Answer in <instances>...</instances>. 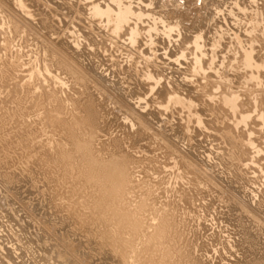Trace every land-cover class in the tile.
I'll use <instances>...</instances> for the list:
<instances>
[{
	"label": "rangeland",
	"instance_id": "1",
	"mask_svg": "<svg viewBox=\"0 0 264 264\" xmlns=\"http://www.w3.org/2000/svg\"><path fill=\"white\" fill-rule=\"evenodd\" d=\"M22 1H24V3L23 2L22 3L25 4L24 8L26 9L21 10L20 8L16 6L17 3L21 2V0H0V66L4 68L3 66L4 63L7 62V65L10 63L8 67L13 66L14 68H17L15 71L12 67L13 69L12 71L15 75L16 74L18 75V76L16 75L18 78L14 77V79L16 78L15 81L13 79H7L6 82H8L9 84L12 81L13 83V84L11 83L12 86L11 84L9 86L8 83L7 84L4 83L6 79L1 80L2 78L0 75V78H1L0 79L1 80L0 94L2 96V99L0 97V103L4 101L2 104L4 105L5 103L6 105L8 103L10 107V108L7 107V105L2 107L3 105L0 104L1 105L0 109L4 108L1 110L2 111L4 110L3 113L5 115L7 113L6 108L8 111L7 113L8 115H11L12 112H14L13 106L15 105L10 103L12 102L10 98L12 97L13 92L14 91L16 92V90H18L17 92H20L21 90L23 91L25 90L24 92L21 91L20 93L16 92V94L14 92V94L15 96L17 94L20 95V96L17 95L18 97L16 98H21V95L23 98L24 96L26 98L28 96L27 100L26 101L24 100L25 102L24 101L22 102V105H24L23 106L24 108L28 107L27 109H29V112L28 110L26 112V114L28 113L27 116L29 115V118L26 116H25L26 118H24L25 120L27 119L28 121L27 120L25 121L24 119H22L24 121H22L21 119L19 120L20 123L22 124L21 126L16 118L14 121V117H13V120L9 119L11 121H8V122L13 125L17 124L18 128L22 127L20 131L22 129L24 131L27 129L28 131V129L31 130L33 129V127L36 128V130H38V132L42 134L43 138L41 137L40 134H38L40 136L39 137L37 136V138L33 139L34 140L33 144L35 143L34 147L38 148L39 144H40V147H45V145L47 144L51 145L52 141L50 139H53L52 136H54L55 137L54 139L56 141H58L60 138L62 139V140L60 139L61 141L59 140L60 142L58 141L57 143L58 145H55L56 141H54L53 139L54 145L56 147L58 146L57 149L59 147H60L59 149L67 148V149L72 150V152H74L73 154H75L76 152H79V150L78 149L75 150L76 146H71L72 143L70 142V139L67 138L66 136L67 134L66 130L62 129L61 125L57 122L58 120L63 121L64 119L65 121L69 120L68 122H71L73 117L77 115V118L74 117L73 119L75 120V122L72 121L74 122L75 128H76L78 125L76 119L77 120L79 119L80 116L78 117V114H80V111L82 113L83 103L88 101L89 99L96 100L95 102L97 103V105H100V108L98 109V111L103 110L102 112H100V115H99L101 119L100 121L101 122L106 121V122H103L105 127L102 126L103 123L101 125L102 128L100 130L103 129V131H100L101 133L97 132V133H100L98 134V136L96 134L95 144H94V146L96 147V148L94 147L96 152H99L98 150L100 149L97 147H101L102 149L103 147H107V145L110 144L112 140L121 139V141L124 140V142H122V145L124 146V150H127L126 152L129 153L128 156L130 155V158L135 159V160L133 159L135 161L134 166L133 164H130L133 167L132 166L130 167V165L128 166V169L132 170V171L128 170L129 171L128 173L132 175V176L129 175V177H132L131 184H129L131 187L128 186V189L126 188V191L128 190L129 191L128 192L124 191L125 193L123 192V194L121 195V198L119 197L117 199H111L113 201L111 200L109 201L111 202L109 204L113 203L112 208L117 209L122 214L124 212L129 215L130 214L133 216L135 215V217L132 216L133 218H135V220L139 221L141 219L142 220L141 222L144 224V227L147 226L145 227L146 228L145 233H151V234L155 230H156V234L159 232L160 227H161V223L159 222V219L162 222L161 218H167L166 215L170 216V214L171 215L174 214V212H171V213L169 212V211H172L171 209H173V211L177 210L180 213V215L177 214L176 213L177 211H176L174 215L170 217L168 216V218H170L171 220V222H169L168 220V223L169 224L172 223L174 227L173 226L171 227L172 224L170 225L168 224L165 229V232L169 231L168 232L169 234H167L168 235L167 237L174 236V238L170 237L172 238V240L171 239L170 240L175 246L179 245L178 247L176 246V248L181 249L182 245L186 244L188 241H190V243L192 241V244L193 242L195 244L199 243L198 245L207 244L209 241L212 240V237L213 238L215 237L217 239L216 243H214L213 246H210V244L212 243L209 242L208 243L209 245H207V247L205 248V250H208L207 252L208 255L206 257V259L207 258L208 259L207 260L205 259L207 264H212L213 262L214 264H232L231 262H234V258L231 257V255L229 254L230 253L233 254V252H235L234 253L235 255L236 251L238 250L235 248V246L239 239V236H238L239 228L234 227L235 224L232 221H230L227 217L224 216L226 215L225 212L226 211L228 212V209H229L228 207H230L231 204H233L232 207L240 209V211L244 212V214L247 215V218H249L253 222H256L255 223L256 225L254 224L255 230L257 229V230L264 231V220H263L264 219L263 218L264 209L262 210V208L264 207V203H263L264 193H262L261 195V191L264 190V182H262L264 181V174H263L264 172L262 173L260 171L261 169L264 168V146H262L263 145L262 141L258 139L262 137V135L260 134L261 130L263 131L262 134L264 137V129H263L264 125H260V124H264V120H263L264 119L263 117L264 116V105H263L264 104L263 102L264 101V92H263L264 91V83H263L264 77H262V84L261 83L257 84L256 81H249L248 79L249 72L247 71V68L244 65V60H243L244 49L248 50L250 48H253L254 49L253 55L255 56V59L257 60L259 59L258 60L259 62L263 61L261 64H264V0H22ZM117 1L125 6L131 7V9L134 12L135 16L134 17L132 16L129 19L127 24L125 23L122 25L121 28H119V27L114 26V24H112L111 22L109 23L105 17H98V18L93 17L92 15L93 6L98 5L102 7L103 9H106L107 8L106 6L116 8L115 4ZM25 12H26V15H25ZM41 17L42 18L44 17L45 20L50 22L52 26L51 29L45 27V25L40 23ZM134 29H137L138 31H137L135 41L131 43L130 34L132 30ZM52 60H53V63L51 62ZM46 65H49L50 68L52 67V69H50L51 71L50 73L46 71L45 69ZM61 65H63V67ZM1 67H0V70L2 69ZM69 70L71 71V73L69 72ZM68 72H69V76H67ZM131 74L133 77H130ZM73 75L78 76L77 78H79L80 80H77L76 77H73ZM149 76L151 77L150 79H149ZM66 77H69L71 80L68 78L67 80H65ZM71 77H73V79ZM57 78H60V80ZM16 80H17V83H16ZM133 80L135 81L134 83H133ZM137 80L138 82H136ZM25 83H26V86L24 85ZM27 83L29 85H27ZM3 84H6L7 86ZM22 84H23V88H21ZM83 84L85 85L83 86ZM30 85L31 87H29ZM69 85L71 86L72 90L70 89ZM80 85H82L84 88ZM78 86L81 91L78 89ZM11 88L12 89L14 88L13 89L14 91L12 90V92L10 93L11 97H8L10 95L9 91H11L10 90ZM26 89L30 90L28 92H30V95L32 96L31 99H30L31 96L29 97L28 95L29 93L27 92ZM82 89L84 91H82ZM31 90H33L32 91L33 93L31 92ZM34 90L38 94L37 93L34 94L35 93ZM51 90L52 92L53 91L55 92L52 93ZM57 90L59 91V93ZM64 90L67 91L68 94ZM47 91H50V92H47ZM63 91L65 92V96H64ZM70 91H72L71 94H73L71 96L69 93ZM73 91L75 92L78 91L80 92V94L76 92L77 94L76 95L73 93ZM90 91L92 93H89ZM86 93H88L89 95L92 94L91 95L92 97L95 95L94 97L96 99L94 97L92 98L91 96L89 97L88 94ZM235 93L237 94V96H239L238 97L239 99L241 98V100H239L240 103H242V101L248 102V103L244 102L241 105L242 107L239 105L240 109H238V111L244 110L243 112H245L247 115L250 113L249 115L252 116L253 118V119L251 118L252 121L249 120L250 122H248L246 126L245 125L243 126L242 124H241L242 126L239 125L240 128L238 127L237 130L235 127H234L235 129L233 128V126L235 125L236 119L232 117L233 119L229 118L230 120H228V118H226L227 114H225V112H224L225 116L224 114L218 116V111L220 109H217L218 106L220 108L222 107V105H220L221 104L220 96L222 94L224 95L229 94L230 96H233ZM242 93H245V94H242ZM6 94H8V96ZM254 94H255V97H254ZM59 95L63 98L66 97L68 100V104H71V106L67 105V101H64L66 100V98L63 99ZM74 95H76V97ZM176 95H179L181 97L179 98V101L182 98H184L183 101L181 100L183 103L181 101H180L181 104L177 102L178 98L175 100ZM54 96L55 97L59 96L57 97L58 99L55 98L57 101L53 99ZM67 96H69L71 101L69 100ZM173 96H174V99H172ZM3 97L5 98L3 99ZM51 97L53 100H50ZM6 98L7 100H9V102L6 101ZM169 98L172 100L169 101ZM209 98H213V100ZM185 99H187V103H185L184 105ZM40 100H42V103H44L45 101H48V102L51 101L50 102L52 104L51 106H53V109L55 106V109L53 110L50 107V103L48 102L47 103L49 105L45 102V105H48V108L47 106L45 107V105L42 104ZM190 100H192L195 103V105H193L194 107L192 106V108L188 106V104L191 103ZM27 101H30V102L26 103ZM97 101L99 102V104ZM56 102H59V104H56ZM36 103H38V105ZM200 103L203 105H201ZM204 103H206L205 106L207 107L204 106ZM63 104L65 105L64 108L61 107ZM40 105L43 106L42 108L45 107L43 109L45 112H43ZM66 105L70 107H66ZM101 105L103 106L101 107ZM190 105H192V103ZM200 106H203V107H200ZM77 107H80L79 110L80 109L81 110L76 111L78 109ZM246 107L248 111H246L247 110L245 109ZM65 108H68V109L71 108V111L68 109L66 110ZM202 109H203V112L201 111ZM204 109L207 111L205 112ZM35 110H37L36 111L37 113L36 112L33 113ZM41 110L43 113H39L41 112ZM65 110L67 111L68 115L66 114ZM73 110L75 111V113ZM2 111L0 112L2 113ZM56 112L57 113L60 112L58 114L59 115L62 114L61 117ZM70 112H71V115H69ZM72 113L73 115L76 113L77 114L72 116ZM210 113H214L215 116H211ZM262 113H263V116H262ZM47 114L48 116H52V117L50 118L48 116L46 117ZM196 115L204 119L202 121L203 123L201 124L202 126H199L196 123V119L198 120L199 118V117L197 118ZM53 116L54 117L57 116V119L56 117L54 118ZM68 116H72V117L68 118ZM82 116L83 114L81 115V117ZM102 116L105 119L101 118ZM222 116H224L225 118L223 117L222 119ZM228 116L231 117L232 115H230L229 113ZM44 117L46 118L43 119ZM59 117L60 119H58ZM255 117L256 118L258 117V118L255 119ZM47 118L49 120L51 119L52 122L47 120ZM210 118L213 120L211 121ZM217 118L219 119L218 120L219 122L221 121L220 119H222L224 124L222 123V121H221V124L223 125L224 129L226 128V131L227 130L228 131L232 130V131H229V132L227 131L226 133H224L225 130L222 129L223 130V134H222L221 133L222 131L219 130L221 129V124L217 120H215L214 122V119H217ZM34 119H36V121ZM261 120L263 122H261ZM40 121L43 123L42 125L40 124L41 123ZM216 121L218 122L217 124H219L220 127L215 126L217 125ZM226 121H227V125H228V122L230 121L229 125L231 126L229 125L224 126L226 124ZM15 122H18L19 124ZM26 122H29L30 124L26 125ZM35 122L37 123V126ZM9 123H7L8 129H11V130L13 129V131L15 130L19 131V129L14 130V128L16 127H14L13 125H10ZM212 123L214 124V126H211ZM250 123H253V124H250ZM38 124L40 125V127L38 126ZM54 125H56V127H59L57 128L58 132L56 131V129H54L56 128ZM23 126L24 128L25 127L26 128L24 129ZM27 126L29 128H27ZM227 127L229 129H227ZM217 128H218V131L217 130L215 131V129ZM51 129L52 131H50ZM53 129L55 130V132L53 131ZM76 129L80 131L81 128H79L78 126ZM83 129L84 127L82 128L80 132L83 133L81 134V136L84 135L83 137H85V134H84L85 132H83L85 131V129L84 130ZM257 129L258 130L261 129V130L258 131ZM64 130L66 133L63 132ZM234 130H236V132ZM256 130L258 133L255 132ZM241 131L243 134L240 133ZM51 132H54L57 137L58 135H61L60 132L62 133V135L59 136V138H57L55 134ZM80 132H78V134H80ZM233 132H235V134L237 133V135L234 136ZM238 132L240 136L238 135ZM218 133L219 135L221 133L220 135L221 137L222 135H225V134L226 135L229 134L228 136L229 137L232 136L233 138L238 136L240 137L239 138L240 141L244 139L242 136H244L247 139L248 138L254 139V136H255L254 140L257 139L256 144H258L260 148L262 147V151H260V153H255L253 152L254 150L250 151V150L244 149L242 153L239 154L241 157H243V155L245 154L243 159L245 160L247 158L248 161L247 159L245 160L247 161V163L252 161L253 160L252 158H255L254 161L256 160V162H258V164H256V162H254V164L249 163L250 165H254L253 167H256L255 169H257V171L253 167L251 168L254 169L255 171L250 170V169L245 170L248 173L250 170L249 177L250 176L253 177V178L250 177L251 180H249V182L252 181V183H249L248 181H247L248 183H246V187L251 188L249 189L245 187L246 188L245 190H247L246 193H248L249 196L253 195L255 198L249 197L248 195H246V193L241 192V194H245L243 195V198H244L243 199L240 194V191L237 188H235L234 185L232 187V184L230 185L229 182L227 183L226 178L229 175L228 170H230V172L233 170L232 166L230 165L231 164L234 165V163H236V159L233 160V162L231 163V160L226 159L227 157L226 158L223 157L225 156L224 154L222 156L220 155L228 151L227 149L228 146H226L225 144L224 146H226L227 148L223 147L224 139H221L219 135L218 136L220 139H218L217 138ZM251 133L252 134L254 133V134L250 136ZM64 134L66 136L65 140H63ZM257 134L260 135V137L257 136ZM38 139L40 141H38ZM96 139H98L99 142H101L100 140L102 141L104 140L103 142L105 143L102 142L101 144H99L97 142L98 140ZM68 140H69V144L67 143ZM48 141H51V142L49 143ZM258 141H260V144ZM102 144H103V147L101 146ZM69 145H70V148H69ZM97 145H100V146H97ZM219 145L220 147H222V149L219 147ZM123 146H122V149H123ZM216 147L219 150L216 149ZM223 148L226 149V152H222V151H225ZM28 149L29 151H27ZM28 149H26L25 152L29 153L30 149L32 148H28ZM220 149H221V152H220ZM129 150L131 151V153ZM218 152L220 153L219 155H217ZM121 153L123 152L121 151ZM252 153L254 154L252 155ZM227 155L229 156V154ZM246 155L248 157H246ZM254 155L256 157H254ZM94 156H98V154L97 155L95 154ZM212 156H214L215 158ZM26 157L22 155V158H26ZM218 157L221 158L222 160H220ZM240 159L241 161H243L242 158ZM16 160H14V163L13 161L12 163L9 162L10 164H8L6 169L0 170V171H2V173L8 172V171L15 172L16 169L19 167L21 168V170H25L23 169V167L25 166H23L22 162L20 160L18 161V159ZM142 160L145 161V163ZM217 160H220V162H218L219 163L218 167L219 166L220 167L219 168L215 167L216 168L215 169L214 166H216ZM78 161L80 162L81 160H78ZM229 161H230V165H229ZM74 162H72L74 164L71 163V168L76 166V168L74 167L75 171H73V174L76 177L77 175L79 176L80 174L81 170H78L80 169L78 168V165L81 166V164H78L79 162L77 163L75 160ZM136 162L138 166H136ZM221 162H224V163L220 165ZM153 163L156 165L155 168L153 167L154 166ZM225 163L229 165L228 167H231L229 169L227 168L228 174H226L227 172L223 173V171H226L225 167H227ZM212 164H214V166H212ZM258 165H260L261 167L263 166V167L261 168ZM223 167L225 169H222ZM218 169L222 171L216 172V170ZM21 170H18L16 172H19ZM184 170H187V174L185 173L186 171ZM75 173H77V175ZM195 175L197 178L195 177ZM60 176L61 174L59 173H55V176H51V178H49V176L47 175L46 178L47 179L49 178L48 179L49 181L45 180L46 182H48V184L46 185H41V183L39 182V186H37L38 183H36V180L34 179L35 176H30V175L28 176L29 178L27 177L26 182L24 184L23 183L16 184V185L10 184V186L11 185L13 186V187L11 186L12 189L8 185L7 191L11 190L12 192H14L12 193L11 191H9V193L12 196L11 200L14 201L13 209L17 210V208H19L20 211L22 212V215L23 213H25L22 216V218L27 216L26 218H23V219L21 218L22 219L21 221L19 219L20 218L19 215H18V218L16 217V215H13L16 212L13 211L11 206H8L9 209L7 208V206L3 207L2 201H4V198L0 194V203H1L0 204V209H1L0 210V216H1L0 222L3 221L0 223L1 224L0 225V244L3 243L2 246L0 245L2 248L0 249V253L2 255L0 256V260H2V262L6 261L4 260L3 256H5L6 253H8V250L9 252H13V249L17 248V246L20 245L19 243L20 241L18 239L21 238L20 240H22V237H23V240L25 242L26 240H29L28 238L30 239L32 238L31 240H35L36 238L35 235L37 234V231L39 232V227H36V226L40 225L41 223L42 224L45 223L44 221L50 218V220L56 219V220H53L57 224L55 226L56 227L55 230L59 232L58 235L56 236V234H54L55 232L53 233L52 231L53 238L56 237V240L58 241L61 239L60 242L57 243L58 244L57 251L63 253L61 254L62 257H64L65 259L68 258L70 262L73 260L70 264H84V262L86 263L90 262L89 264H93V263L94 264H101V263L107 264L108 262H109L108 264L112 263V261L110 260H105L106 257L103 256V252L105 251L103 244L99 243L98 240H96L98 241V243L96 241H93L94 238L93 239L91 238L92 240L90 239L91 235L93 236L100 235L99 233L98 234L96 233V232H99V230L98 229L95 230V228H93L94 225H92V227L89 225V222H90L89 218H91L89 216L91 215L94 216L90 212L93 211V213H95L97 212V210L99 211L102 207V206L100 207L99 203L98 204L96 203L97 201H96V198H94L95 197L94 191H92V188H87V190L84 189L85 191H83V193H85V196H83L84 194L82 195V193L80 194L81 196L79 194L73 196L71 195V189L73 188L72 185L74 183L75 178L74 179L72 178L71 180V178H69L71 177V174L70 176L66 177L64 179L66 181L65 186L69 184L68 186H70L71 188L68 186H66L67 188H64L65 186H62L64 185L63 184L64 180L60 179ZM183 177H185V179H183ZM255 177H257V180ZM195 178L196 179L200 178V179L197 180L196 182ZM29 179H31V181H29ZM192 179H194L193 182H190L192 181ZM32 181H34L35 183L34 182L32 183ZM188 181L190 184H188ZM198 181H201L204 184L202 183V186H200L201 182H199L200 183L199 184ZM192 183H195V184L198 183L197 187L198 186L199 187L197 188L195 184H194L195 186H193ZM47 185L48 187L53 188V190L57 192H54L52 190L53 193L51 191V194H50L49 193L50 191L47 190L50 188L45 187ZM204 185H206L205 186L206 190L207 189L209 190L211 187L210 191L212 195H214L215 197L214 205H212L213 199H211V197L213 198V196L211 195L210 191L208 192V190L206 191V190L199 189L200 187L204 189ZM207 185L209 186L207 187ZM40 186L42 187L44 186L42 188L43 190L40 189ZM30 187H33V188H30ZM36 187H38V189ZM59 187H62L64 189L62 190V188L60 189ZM44 188H45V191H44ZM213 188L214 190L215 189L216 190L214 191ZM67 189H69L68 190L70 191L69 193ZM198 190H199V193L196 199V194ZM200 190H201V193L203 192L202 193L203 196H201L202 194L200 193ZM17 191H18V194H17ZM46 191H47V194L45 193ZM179 191L182 192V194H179L180 197L178 195ZM193 191L194 192L196 191V193H194ZM235 191H237L239 194ZM190 192H191V195H190ZM252 192L255 194H252ZM208 193L210 194L209 197L211 196L210 198H208ZM256 193L258 194L256 195ZM215 194L216 196H218L217 194H219L220 196L216 197ZM38 195H39V198H38ZM55 195L56 196L58 195L59 197H56ZM185 195H186V198L183 197ZM189 195L193 199L190 198ZM51 196H54L52 197L51 200L54 199L53 202L54 203L56 202L55 204L52 203L50 199H49L50 201L48 200L50 203H47L48 201L46 202V200L48 198H51ZM77 196H80V197L83 196L82 200L79 199L80 197H77ZM204 196H206L207 198ZM182 197L184 200L186 199L187 202L189 203L191 200V205L189 204L190 207H188V204H186L187 202L184 203L186 200L185 201L182 200L181 199ZM194 197L196 201H194ZM57 198H59L58 202H57L58 200ZM216 198L217 199L220 198L219 200L221 201V203L220 202L216 203V200H217ZM240 198L241 200H238ZM40 199L41 200L44 199L43 200L44 202L39 201ZM85 199H87L88 202ZM204 199H206L207 201L206 200L204 201ZM179 200L181 201L179 202ZM209 200H212V202L211 201L209 202ZM246 200L247 201L250 200L248 201V204H246L247 203ZM57 203L60 205V208L63 207L62 210H60L58 207L57 208L54 207L55 205L58 206ZM83 203L86 205L88 204L87 206L85 205L86 208L83 205ZM176 203L177 204L179 203V204L176 205ZM222 203H224V206H227V207H224ZM258 203H260L261 205ZM47 204H52V205L48 206ZM174 204L176 208L174 207ZM215 204L216 205L219 204L220 206L219 205L216 206ZM68 205L69 207H67ZM179 205L181 206L180 208H179ZM204 205L210 206L208 207L209 211L207 210V207H205ZM44 206L45 207L47 206V207L45 208ZM51 207L55 211L51 210ZM87 207H90L89 212H88L89 209ZM240 207L244 208L245 211ZM252 207L254 208L255 211L258 210L259 212L260 210V212L263 215H260L261 214L260 212L259 213H257V211L254 212ZM163 208H165L166 210H164ZM167 208L168 209L170 208V210H167ZM186 208H189V210L188 209L186 210ZM192 208L196 212H194ZM224 208L227 210H225ZM248 208L250 209L248 210ZM40 209H42L44 212H42V210ZM56 209H58V213L64 210L66 214H64L63 212L58 214L56 212L57 211ZM150 209H152V211L154 212L156 210L157 212H155V214L158 213V215H154V212L150 211ZM190 209L192 210L193 213L191 212ZM6 210L8 212H4ZM84 210H87L89 215L88 213L86 214ZM162 210L164 211V213H167V214H164ZM223 210H225V212ZM79 211H82V212H79ZM83 211L85 212V214L83 213ZM160 211L162 212V214H164L163 216L165 217L161 216L162 214L159 215ZM180 211L184 212L183 216L185 217V220H184V217L181 215L182 212ZM10 212L13 216L10 215ZM54 212H55L54 215L51 214ZM72 212L74 213V216ZM76 212H78L79 215L78 213L76 214ZM221 212L222 213L224 212L223 213L224 215H222ZM70 213L72 214V216H70L71 215ZM217 213L218 214L221 213L219 214L220 216ZM18 214H21V213H18ZM62 214L63 216L69 215L68 217H71V222L73 221L72 219L76 215H77L76 216L77 218L78 216L79 217L83 216L82 219L74 218L76 224L77 222L78 224L80 223V229H82L81 227L84 226V225H81V223L86 225L85 227H83L84 230H80V233L82 231L81 233L82 235L79 233L78 225H76L75 223L73 224L69 223L70 218H68L69 220L68 219L66 220V217H63ZM151 214H153L155 217ZM187 214H190V215H187ZM250 214L252 216H249ZM9 215H10V219L7 222L6 219L9 218ZM48 215H53V217L51 218V216H48ZM157 216H160L161 218L160 217L157 218ZM179 216H182V217H179ZM223 216L225 219H223ZM2 217L4 219H2ZM32 217H34L33 218L34 221H31ZM57 217L60 219V221L59 219H57ZM41 218L44 220L42 221ZM178 218L179 219L181 218V220H179ZM226 218L228 219L227 221H226ZM26 220L29 222L26 223ZM182 220L184 223L182 222ZM224 221H226L227 223ZM23 223L24 224L26 223L27 225H29V227H27L26 224L24 225ZM232 223H233V226L230 227ZM179 224H181V226ZM66 225H69V226H66ZM157 225H159V228ZM176 225H179L180 227L177 226L175 229ZM182 225H184L185 227ZM155 226L158 229L154 228ZM46 227H48V225ZM167 227H169L170 229L168 228L167 230ZM182 227L184 228L181 230ZM50 228L52 227L50 226ZM178 228H179V231H175V230H178ZM92 229H94L93 231L96 234L94 232H91V234L89 235L88 232L90 233ZM173 229H175L174 231L176 233H174ZM171 230L173 232H171ZM75 231L78 234H80V236ZM185 231L186 233L188 231V233H191V234L190 235L188 233L186 234ZM8 232H11V233H8ZM192 233H194L193 234L194 237H192ZM230 233L232 234L233 237L230 236L231 235ZM86 235H88L87 236L88 238H86ZM176 235L178 237H176ZM11 236L13 239L10 238ZM165 236H166V233H165ZM180 236H182V238H179ZM184 236H186L188 239H189V236H191L194 241L192 240L191 237H190V240H188L187 238H184ZM14 237H16L15 240H14ZM25 237L26 238L28 237V238L26 239ZM67 237H69L71 241L74 242V244L73 242H70V239L69 241L67 240L70 243V245L68 242H67L68 244H65ZM164 237L163 239L157 238L155 240V243H157L160 240L156 244L157 248L159 247L158 245H162L163 247V246H166V244L168 243L167 241L169 240V238L166 239V237L165 238ZM220 237H222L223 241H225L224 243L222 242V239ZM176 238L179 239V242L178 240L176 241ZM63 239L65 240V243H63L64 241H62ZM180 239H183L181 241L183 244L181 243V245H180ZM90 240L94 242L93 244H95V242L97 243L95 247L92 244L91 246L89 245ZM163 240L165 241L162 242ZM200 240L202 243L200 242ZM205 240L206 241L208 240V241L206 242ZM85 241H86V244H84ZM171 241L169 243H171ZM61 242L62 244L60 245ZM177 242L178 244H175ZM140 243L139 245L135 244L134 245L135 247L133 246L134 249L133 247L131 248L132 250L130 249L131 251H133V253H131L133 255L130 254L127 257L129 260L131 259V261L127 259L129 263L136 264V260L140 258L139 257L140 253L138 252L134 253L136 252L135 251L136 249H139ZM217 243L219 244L221 243L220 245L222 247H220V245H218ZM226 243L228 244V247H226L227 245ZM63 244L65 246L66 245L70 246V247L66 246L67 249H70L73 245V249L72 248L70 249V251L73 250V252L70 254L69 250L66 251V247ZM222 244L224 245L225 249H227L228 251L230 250V253L227 250L223 249ZM33 245H34L33 246L34 251L30 252V255L34 254L33 256H35V259L33 256L32 258L30 255L28 256L29 258L28 257L24 258L26 255L23 256L22 251H17L18 253L16 252V254H14L13 256H14V260L17 257H19V260L17 258L15 260L16 261L15 263L18 262L17 264L19 263L22 264L24 262L31 261L32 264L33 263L35 264L38 260L36 264L38 263L41 264L45 259L47 260V262L44 261L45 263L43 262L42 264H56L53 260H50L45 255H43V252H42L43 245H38L37 243ZM88 245H89V248H91L90 250L87 248ZM229 245L233 246L234 248L231 249L232 247H230ZM10 246L11 247L13 246L14 248H11ZM39 247H41V250L39 249ZM96 247L99 251L96 250ZM74 248L75 249L77 248L76 250L78 252L74 250ZM4 249L6 251H4ZM85 249H88V252L89 251L91 252L89 253L90 257L88 254L85 255V253H87L85 252L86 251ZM220 249H222L224 252H222ZM83 250H85L84 251L85 253L83 252ZM219 250L220 252L216 253V251H219ZM80 251H82V253L78 254L80 253ZM96 251L98 252L96 253ZM197 252L198 251H195L194 253L196 256H198ZM227 252L228 254H226ZM18 254L21 256H19ZM92 254H95V256L97 255L96 256L97 258L94 257ZM100 254L101 256H103V259L101 256H99ZM134 254H138V255H135V259H134ZM199 254H202V252ZM15 255H17V257ZM79 255L82 258L81 260L79 259L80 257ZM136 256L138 257V259H136ZM219 256L224 261L219 259ZM228 256L229 258H227ZM235 256L238 258L239 255L236 254ZM32 259H34L35 261ZM210 259H212L213 262H211ZM82 260L83 261L85 260V261L83 262ZM140 260L142 259H139L137 263H140ZM144 261L145 260L143 259V262L142 261L141 262L145 264L146 261L145 262ZM149 261L150 262H148V264L149 263L152 264V261L150 259ZM2 262L0 261V264ZM120 262L118 264H120Z\"/></svg>",
	"mask_w": 264,
	"mask_h": 264
},
{
	"label": "bare ground",
	"instance_id": "2",
	"mask_svg": "<svg viewBox=\"0 0 264 264\" xmlns=\"http://www.w3.org/2000/svg\"><path fill=\"white\" fill-rule=\"evenodd\" d=\"M24 3V1H22L21 0V2H19V3H17L16 4V6L18 7V8H20L21 10L22 9H26V8H24L25 6V4H23ZM116 6V8H112V7H109V6H106L107 8L106 9H103L102 7H100V6H93V10H92V15H93V17H95V18H98V17H105L106 18V20L110 23H112V24H114V26H116V27H119V28H121L122 27V25L123 24H127L128 23V21H129V19L133 16H135L134 15V12H133V10L131 9V7H128V6H125V5H123V4H121L120 2H116V4H115ZM238 6V5H237ZM27 7V6H26ZM115 9V10H114ZM23 13V12H22ZM25 15H26V12H25ZM31 17V16H30ZM40 23H42L43 25H45V27H47V28H50L51 29V24H50V22L49 21H47V20H45L44 19V17L42 18L41 17V19H40ZM166 27V26H165ZM137 29H134V30H132V32H131V34H130V41H131V43H133L134 41H135V38H136V35H137ZM165 37V36H164ZM253 48H250V49H244V52H243V60H244V65L246 66V68H247V71L249 72V74H248V79H249V81H256L257 82V84H259V83H261L262 84V77H264V64H261L262 62H259L257 59H255V56L253 55ZM261 59V58H260ZM261 61V60H260ZM52 63H53V60L51 61ZM55 62V61H54ZM51 64V63H50ZM49 64V65H50ZM63 64V63H62ZM10 65V63L7 65V62L6 63H4V68H2L1 66V70H0V75H1V80H5V82L4 83H8V82H6L7 81V79H13L14 81H15V79H14V77H17L14 73H13V69L16 71V69L17 68H14L13 66H10V67H8ZM49 65H46L45 66V69H46V71L48 72V73H50L51 71H50V69H52V67L50 68V66ZM54 65V64H53ZM62 67H63V65H61ZM65 66H66V64H65ZM12 67H13V69H12ZM54 67V66H53ZM56 67V66H55ZM10 68H11V70H10ZM54 69H56V68H54ZM59 70V69H58ZM14 71V72H15ZM53 71V70H52ZM57 71V70H56ZM63 71V70H62ZM69 72L71 73V71L69 70ZM69 72H68V74H67V76H69ZM260 72H261V74H260ZM262 73H263V75H262ZM64 74V73H63ZM60 76V75H59ZM64 76V75H63ZM73 77H76V79L77 80H80L79 78H77L78 76H74L73 75ZM73 77H71L72 79H73ZM130 77H133L132 76V74H131V76ZM18 78V77H17ZM67 78L68 79H70L69 77H66V79L65 80H67ZM151 77L149 76V79H150ZM57 79H59L60 80V78H57ZM63 79V80H64ZM75 79V78H74ZM75 79V80H76ZM153 79V78H152ZM264 79V78H263ZM1 80H0V82H1ZM71 80V79H70ZM134 80H135V78H134ZM133 80V83L135 82ZM13 81V82H14ZM72 82H73V80H72ZM136 82H138V80L136 81ZM12 83V81L10 82V84ZM16 83H17V80H16ZM68 83H69V81H68ZM81 83V82H80ZM264 83V82H263ZM6 84H3V85H5V86H7ZM10 84L8 83V85L10 86ZM13 84V83H12ZM12 84H11V86H12ZM17 85V84H16ZM25 86H26V83L24 84ZM27 85H29L28 83H27ZM78 85H79V83H78ZM85 84H83V86H84ZM140 85V84H139ZM138 85V86H139ZM256 85V84H255ZM9 86H8V88H9ZM22 87L21 88H23V84L21 85ZM70 86V85H69ZM77 86V85H76ZM80 86H82V85H80ZM82 86V87H83ZM29 87H31V85L29 86ZM81 87V88H82ZM15 88H16V86H15ZM26 88V87H25ZM28 88V87H27ZM75 88H77V87H75ZM84 88V87H83ZM14 89V88H13ZM12 88L10 89L11 91H9V94L12 92V90H13ZM17 89H19V88H17ZM32 89V88H31ZM70 89H71V86H70ZM78 89L80 90V88H79V86H78ZM16 90V89H15ZM27 90V92L28 91H30V90H28V89H26ZM72 90V89H71ZM88 90V89H87ZM14 91V90H13ZM18 90H16V92H17ZM22 92H24L23 90H21ZM20 91V92H21ZM33 90H31V92H32ZM58 91V90H57ZM65 91V90H64ZM63 91V92H64ZM69 91V90H68ZM81 91V90H80ZM82 91H84L83 89H82ZM263 91V90H262ZM15 92V91H14ZM14 92H13V95H12V97L13 96H15V94H16V92H15V94H14ZM20 92H17V93H20ZM34 92H35V90H34ZM47 92H50V91H47ZM47 92H46V94H47ZM51 92H52V90H51ZM53 92H55V91H53ZM52 92V93H53ZM65 92H67V91H65ZM65 92H64V96H65ZM76 92H78V91H76ZM76 92L75 91H73V93L74 94H76ZM241 92V91H240ZM264 92V91H263ZM7 93V92H6ZM29 94V97L31 96L30 95V92H28ZM33 93V92H32ZM37 92H35L34 94H36ZM58 93H59V91H58ZM61 93V92H60ZM70 93V96L71 95H73V94H71L72 93V91H70L69 92ZM89 93H92L91 91L89 92ZM162 93V92H161ZM239 93V92H238ZM247 93V92H246ZM253 93V92H252ZM259 93H261V92H259ZM23 94V93H22ZM38 94V93H37ZM41 94V93H40ZM56 94H57V92H56ZM67 94H68V92H67ZM78 94H80V92H78ZM86 94H88V93H86ZM85 94V95H86ZM242 94H245V93H242ZM3 95V94H2ZM7 96H8V94H6ZM18 96H20L19 94H17ZM15 96V97H11V94L8 96V97H11L10 99H11V101L12 102H10V103H12L13 105H15V106H13L14 108V112H12V110H11V112H12V114H11V112H10V114L11 115H8L7 113H8V111H7V108H6V115L3 113V111L1 110V109H4V108H1L0 109V111H2V116H1V114H0V170H5L6 169V167L8 166V164H10V163H12V161H13V163H14V160H16V159H18V161L20 160L21 162H22V164H23V166H25V167H23V169H25V170H21V168L19 167V168H17L16 169V171H18V170H21V171H19V172H12V171H8V172H3L2 173V171H0V194L3 196V198H4V201H2L3 202V207L5 206H7V208H8V206H11L12 207V209H13V207H14V201L13 200H11V194L9 193V191H11V190H9V191H7V187H8V185L10 186V184H20V183H25L26 182V179H27V177L30 175V176H35L34 177V179L36 180V183H38L37 184V186H39V182L41 183V185H46V184H48V182H46L49 178H51V176H55V173H59V174H61V176H60V179H65L66 177H68V176H70V174H71V177H69V178H71V180H72V178L74 179V183H73V188L71 189V195H73V196H75V195H80L81 193H82V195L83 196H85V193H83V191H85V190H87V188H92V191H94V195H95V197L94 198H96V203L98 204L99 203V205H100V207H101V209L98 211L97 210V212H95V213H93V211L92 212H90V213H92L94 216H89V217H91V218H89V225L92 227V225H94L93 226V228H95V230H99V232H96L97 234L99 233L100 235L99 236H93V235H91V237H90V239L92 238H94V240L93 241H96V240H98L99 241V243H102L103 244V247L105 248V251L103 252V256L104 257H106V259L105 260H110V261H112V263L111 264H118L120 261V264H134V263H129L128 261H127V257L131 254V253H133V251H131L132 249V247L135 245V244H138L139 245V243H140V246H139V249H136L135 251L136 252H134V253H140V258L139 259H142V260H140V263L141 264H143L142 262H143V259L146 261V263L145 264H148V262H150L149 261V259L152 261V264H207V262H206V260L208 259H206V257H207V252H208V250H205V248L207 247V245H209L208 243L209 242H211L212 244H210V246H213V244L214 243H216V238L214 237H212V240L211 241H209L207 244H200V245H198V244H195L194 242H193V244H195V245H193L192 244V241H191V243H190V241H188L186 244H183L181 241L183 240V239H180V245H181V243L183 244L182 245V247H181V249H178V248H176V246L172 243V238H174V236H170V237H172V238H170V237H167L168 235L167 234H169L168 232L169 231H167L168 230V228L170 227H167V232H165V229H166V226L169 224L168 223V220H169V222H171V220H170V218H168V216L169 215H166L167 216V218H161L160 216H157V218L158 217H160L161 219H162V222L160 221V219H159V222L161 223V227H160V230H159V232L156 234V230L154 231L155 232V234H154V232L151 234V233H145V231H146V228L145 227H147V226H145L144 227V224L141 222L142 220L140 219V218H138V219H140L139 221H137V220H135V218H133V217H135V215L133 216V215H129V214H126V213H124L123 212V214L121 213V212H119L117 209H113L112 208V204H109V203H111V202H109L111 199H117V198H121V195L123 194V192L124 191H126V188L128 189V186H130L129 184H131V179H132V177H129V175H131V174H129L128 172V170H130V171H132L131 169H128V166L130 165V164H133V166H134V164H135V159L134 158H130V155L128 156V154L129 153H127L126 151L127 150H124V146L122 145V142H124V140L123 141H121V139L119 140H117V139H114V140H112L111 142H110V144H108L107 145V147H103V144L101 145L103 148L101 149V147H97V148H100L98 151L99 152H96V150H95V146H94V144H95V138H96V134H97V136H98V134H100L101 132L100 131H103V129L102 130H100L102 127H101V125H102V123L103 122H106V121H100L101 119H100V112H102L103 110H101V111H98V109L100 108V105H97V103L95 102L96 100H88V101H86V102H84L83 103V105H82V107H83V110H82V113H81V109L79 110V108L81 107L80 105V107H77L78 109L76 110V109H74V110H76V111H80V114H78V117L80 116L81 117V115L83 114V116L80 118L79 117V119L77 120L76 118H77V113L76 114H74V115H76V116H74L73 115V113H72V116H74V117H76L75 119H76V121H77V123H78V125H77V127L79 126V128H81L80 129V131L82 130V128L84 127V129H85V131H83V132H85L84 134H85V137H83L84 135H82L81 136V134H83L82 132H80V131H78L76 128H75V124H74V122H75V120H73L74 119V117H73V119H72V121H74V122H68L67 120L65 121V119L63 120V121H59L58 120V122L57 123H59L60 125H61V127H62V129H65L66 130V132H67V134H66V136H67V138H69L70 139V142L72 143V145L71 146H76L75 148V150H79V152H76L75 154H73L74 152H72V150H70V149H67V148H64V146L66 145H64L63 146V148L64 149H57V147L55 146V145H58L57 143H58V141L61 139H59L58 141H56L54 138V136H52L53 137V139H54V141H56V144L54 145V141H53V139H50L51 141H52V143H51V145H49V144H47V145H45V147H40V144H39V147L37 148V147H34L35 145V143L33 144V139L34 138H37V136L39 137L40 135H41V137L43 138V136H42V134H40V132H38V130H36V128H34L33 127V129H31V130H29L28 129V131H27V129L24 131L23 129L20 131V129L22 128H18V125L17 124H10L8 121H11V120H9V119H12L13 120V117H14V121H15V118L18 120V122L20 123V119L22 120V119H24V118H26V117H28L29 118V115L27 116V114H26V112H27V110H28V112H29V109H27V108H24L23 106L24 105H22V102L25 100H27V98H28V96H27V94H26V96H27V98L24 96V98L22 97V95H21V98H16V97H18V96ZM24 95H25V93H24ZM43 95V94H42ZM54 95V94H53ZM77 95V94H76ZM76 95H74L75 97H76ZM92 95V94H91ZM91 95H89L88 94V96L90 97ZM94 95V94H93ZM232 95V94H231ZM261 95V94H260ZM4 96V95H3ZM6 96V97H7ZM41 96V95H40ZM39 96V97H40ZM60 96V95H59ZM59 96H54L53 97V99H58L57 97H59ZM84 96V95H83ZM88 96H86V97H88ZM95 96V95H94ZM93 96V97H94ZM179 95H176V98H175V100L178 98V101L177 102H179L180 104H181V102L183 101V99L184 98H182L180 101H179V98H181L180 96L178 97ZM246 96V95H245ZM244 96V97H245ZM0 97H1V99H2V96H1V94H0ZM36 97V96H35ZM34 97V98H35ZM38 97V98H39ZM45 97V96H44ZM43 97V98H44ZM61 97V96H60ZM68 98H69V96H67ZM82 97V96H81ZM85 97V98H86ZM92 97V96H91ZM92 97V98H93ZM239 96H237V94L235 93L233 96H230L229 94H222L221 96H220V105H222V107L220 108L219 106H218V108L217 109H220L219 111H218V116H220V115H222V114H224V112H225V114H227L226 115V118H228V120H230V119H233L232 117H234V119H236V121H235V125L233 126V128L235 127L236 128V130H237V128L239 127V125L240 126H246L247 125V123L248 122H250L249 120H251V118H252V116H250L249 114L247 115L245 112H243L242 110L241 111H238V109H240L239 108V105L241 106L244 102H246V101H242V103H240V101L239 100H241V98L239 99L238 98ZM241 97V96H240ZM248 97V96H247ZM254 97H255V94H254ZM259 97V96H258ZM5 97H3V99H4ZM26 98V99H25ZM32 98V96L30 97V99ZM61 98H63V97H61ZM66 98V97H65ZM65 98H63V99H65ZM83 98V97H82ZM81 98V99H82ZM95 98V97H94ZM246 98V97H245ZM253 98V97H252ZM40 99V98H39ZM47 99V98H46ZM52 99V97H51V99L50 100H53ZM55 99V100H56ZM88 99V98H87ZM86 99V100H87ZM96 99V98H95ZM172 99H174V96H173V98ZM172 99H170L169 98V101L170 100H172ZM209 99H211V100H213V98H209ZM257 99H259V98H257ZM36 100V99H35ZM43 100V99H42ZM42 100H40L41 101V103H42ZM49 100V99H48ZM60 100V99H59ZM69 100H70V98H69ZM84 100V99H83ZM140 100H142V99H140ZM174 100V101H175ZM248 100V99H247ZM6 101H8L9 102V100H7V98H6ZM5 101V102H6ZM24 101V102H25ZM32 101V100H31ZM34 101V100H33ZM57 101V100H56ZM61 101V100H60ZM64 101H67V105H70L71 106V104H68V100H67V98H66V100H64ZM71 101V100H70ZM144 101V100H143ZM191 101V103H192V105H190V104H188V106L189 107H191L192 108V106L193 105H195V103L192 101V100H190ZM189 101V102H190ZM249 101V100H248ZM257 101V100H256ZM255 101V102H256ZM262 101V100H261ZM4 102V101H3ZM2 102V103H3ZM30 101H27L26 103H29ZM46 103L48 102V101H45ZM45 102L44 103H42V104H44L45 105ZM51 102V101H50ZM50 102H48V103H50ZM63 102V101H62ZM62 102H61V104H62ZM98 102V101H97ZM102 102V101H101ZM176 102V101H175ZM188 102V103H189ZM264 102V101H263ZM2 103H0V104H2ZM9 103V104H10ZM34 103V102H33ZM40 103V102H39ZM47 103V104H48ZM80 103V102H79ZM174 103V102H173ZM183 103V102H182ZM185 103H187V99H185V102H184V105H185ZM211 103V102H210ZM246 103H248V102H246ZM252 103V102H251ZM11 104V105H12ZM24 104V103H23ZM37 105H38V103H36ZM56 104H59V102H56ZM65 104V103H64ZM62 105L61 107H63L64 108V106L65 105ZM78 104V103H77ZM98 104H99V102H98ZM104 104V103H103ZM170 104V103H169ZM201 104V103H200ZM205 104L206 103H204V106H205ZM250 104V103H249ZM249 104H247V105H249ZM257 104H258V102H257ZM3 105V104H2ZM7 105V107H9V105H8V103L6 104ZM5 105V103H4V105L2 106V107H4V106H6ZM10 105V106H11ZM29 105V104H28ZM34 105V104H33ZM49 105V104H48ZM48 105H45V107L47 106V108H48ZM52 104L50 103V107L53 109V106H51ZM54 105H55V103H54ZM66 105V107H70V106H67ZM171 105V104H170ZM201 105H203V104H201ZM219 105V104H218ZM254 105V104H253ZM256 105V104H255ZM264 105V104H263ZM27 106V105H26ZM25 106V107H26ZM41 106V105H40ZM39 106V107H40ZM103 105H101V107H102ZM161 106V105H160ZM199 106V105H198ZM251 106V105H250ZM0 107H1V105H0ZM34 107V106H33ZM43 106H41V108H42ZM44 107V108H45ZM59 107V106H58ZM194 107V106H193ZM196 107V106H195ZM200 107H203V106H200ZM205 107H207V106H205ZM204 107V108H205ZM242 107V106H241ZM255 107V106H254ZM253 107V108H254ZM10 108V107H9ZM36 108V107H35ZM44 108H42V110L44 109ZM248 108H250V107H248ZM263 108V107H262ZM11 109H12V107H11ZM32 109V108H31ZM38 109V108H37ZM54 109H55V106H54ZM53 109V110H54ZM58 109V108H57ZM57 109H56V111H57ZM66 110L68 109V108H65ZM104 109V108H103ZM199 109V108H198ZM215 109H216V107H215ZM217 109H216V111H217ZM245 109H247V107L245 108ZM255 109V108H254ZM33 110V109H32ZM32 110H31V112H32ZM42 110H41V112H39V113H43V112H45L44 110H43V112H42ZM60 110V109H59ZM58 110V111H59ZM61 110H63V109H61ZM65 110V112H66V114H67V111ZM68 110H70L71 111V108H69ZM73 110V111H74ZM37 110H35L33 113H35ZM39 111V110H38ZM72 111V112H73ZM202 112H203V109L201 110ZM204 111L206 112L207 110H205L204 109ZM246 111H248V109L246 110ZM250 111V110H249ZM253 111V110H252ZM258 111V110H257ZM64 112V111H63ZM69 112V111H68ZM105 112V111H104ZM209 112V111H208ZM223 112V113H222ZM37 113V112H36ZM57 113V112H56ZM58 113H60V112H58ZM57 113V114H58ZM74 113H75V111H74ZM79 113V112H78ZM109 113V112H108ZM214 113H215V111H214ZM214 113H210V115L211 116H215V114ZM217 113V112H216ZM229 113H230V115H232L231 117H229L228 115H229ZM248 113V112H247ZM252 113V112H251ZM259 113V112H258ZM45 114V113H44ZM55 114V113H54ZM53 114V115H54ZM65 114V113H64ZM195 114H196V112H195ZM194 114V115H195ZM198 114V113H197ZM207 114V113H206ZM213 114V115H212ZM225 114H224V116H225ZM35 115V114H34ZM59 115V114H58ZM62 115V114H61ZM61 115H59L60 117H61ZM68 115V114H67ZM67 115H65V116H67ZM69 115H71V112H70V114ZM193 115V116H194ZM26 116V117H25ZM30 116H31V114H30ZM33 116V115H32ZM40 116H42V115H40ZM48 116V114L46 115V117ZM72 116H68V118L69 117H72ZM197 116V118H198V120L196 119V123L199 125V126H202L201 124L203 123L202 121L204 120V119H202L200 116H198V115H196ZM207 116V115H206ZM224 116H222V119H223V117ZM260 116H261V114H260ZM262 116H263V113H262ZM34 117V116H33ZM46 117H44L43 119H45ZM49 118L50 117H52V116H48ZM54 117V116H53ZM56 117V119H57V116H55ZM54 117V118H55ZM60 117L58 118V119H60ZM254 117V116H253ZM264 117V116H263ZM31 118V117H30ZM53 118V119H54ZM65 118V117H64ZM101 118H103V116L101 117ZM196 118V117H195ZM215 118V117H214ZM225 118V117H224ZM230 118V119H229ZM258 118V117H257ZM256 117H255V119H257ZM103 119H105V118H103ZM205 119H206V117H205ZM209 119V118H208ZM222 119H220L221 121H222ZM253 119V118H252ZM16 120V121H17ZM25 120V119H24ZM24 120H22V121H24ZM27 120V119H26ZM25 120V121H26ZM30 120V119H29ZM35 121H36V119H34ZM38 120V119H37ZM40 120H41V118H40ZM47 120H49L48 118H47ZM55 120V119H54ZM71 120V119H70ZM113 120V119H112ZM115 120V119H114ZM210 120L212 121L213 119H211L210 118ZM215 120H219L218 118L217 119H214V122H215ZM227 120V121H228ZM264 120V119H263ZM28 121V120H27ZM33 121V120H32ZM39 121V120H38ZM37 121V122H38ZM50 122H52V120L50 119L49 120ZM216 121V124L219 122H217ZM221 121L219 122L220 124H221ZM225 121V120H224ZM227 121H226V124L224 125V126H228L229 125V122H228V125H227ZM252 121V120H251ZM18 122H15V123H18ZM29 122H31V121H29ZM29 122H26V125H29L30 123ZM41 122V121H40ZM39 122V123H40ZM115 122V121H114ZM257 122V121H256ZM261 122H263L262 120H261ZM7 123H9L10 125H13L14 127H16V128H14V130L15 129H19V131H13V129L11 130V129H8L7 128ZM18 123V124H19ZM25 123V122H24ZM28 123V124H27ZM36 123V122H35ZM112 123H113V121H112ZM111 123V124H112ZM205 123V122H204ZM222 123H223V121H222ZM41 125L43 124L42 122L40 123ZM46 124V123H45ZM213 124V123H212ZM211 124V126H214V124L212 125ZM224 124V123H223ZM231 124V123H230ZM242 124V125H241ZM250 124H253V123H250ZM22 124L20 123V126H21ZM23 125H25V124H23ZM32 125V124H31ZM35 125V124H34ZM204 125V124H203ZM208 125H210V124H208ZM255 125H256V123H255ZM260 125H264V124H260ZM12 126V127H13ZM36 126H37V123H36ZM38 126L40 127V125L38 124ZM49 126V125H48ZM55 127H56V125H54ZM81 126V127H80ZM102 126H104V123H103V125ZM215 126H219V124H217V125H215ZM229 126H231V125H229ZM32 127V126H31ZM30 127V128H31ZM105 127V126H104ZM220 127V126H219ZM218 127V128H219ZM248 127H249V125H248ZM253 127V126H252ZM6 128H7V130H6ZM23 128H24V126H23ZM26 128V127H25ZM24 128V129H25ZM27 128H29L28 126H27ZM54 128V127H53ZM57 128H59V127H56V128H54V129H56V131L58 132V129ZM203 128V127H202ZM218 128L217 129H215V131L217 130L218 131ZM231 128V127H230ZM232 128V129H233ZM234 128V129H235ZM240 128V127H239ZM53 129V131L55 132V130ZM83 129V130H84ZM198 129V128H197ZM209 129H211V128H209ZM222 129H224L223 128V125L221 124V129H219L220 131H222L221 133L223 134V130ZM227 129H229L228 127H227ZM243 129V128H242ZM250 129H252V128H250ZM263 129H264V127H263ZM65 130L63 131L64 133H66L65 132ZM110 130V129H109ZM225 131H224V133H226L227 131H226V128L224 129ZM236 130H234L235 132H236ZM239 130V129H238ZM241 130V129H240ZM254 130V129H253ZM258 130V129H257ZM257 130L255 131V132H257ZM261 130V129H260ZM260 130H258V131H260ZM50 131H52V129L50 130ZM59 131H61V130H59ZM219 131V132H220ZM229 131H232V130H229ZM228 131V132H229ZM246 131V130H245ZM54 132H51V133H53V134H55ZM56 132V133H57ZM78 132H80V134H78ZM97 132H100V133H97ZM106 132V131H105ZM107 132H109V131H107ZM235 132H233V134H234V136H236L237 135V133L235 134ZM251 132H253V131H251ZM262 130H261V132H260V134L262 135V137H260V135H258L257 134V136H259L260 138H258L259 140H261L262 141V146H264V137H263V134H262ZM221 133H220V135H221ZM241 134H243L242 133V131L240 132ZM249 133V132H248ZM258 133V132H257ZM38 134H40V135H38ZM52 134V135H53ZM60 134L62 135V133L60 132ZM254 134V133H253ZM252 133H251V135L250 136H252L253 135ZM61 135H58V137L56 136V134H55V136L57 137V138H59V136H61ZM104 135V134H103ZM219 135V133L217 134V136ZM219 135V136H220ZM229 134H225V135H222V137L220 136V138L221 139H224L223 140V147L224 148H227L226 146H228V153L226 152V149H224L225 151H222V152H226V153H222V154H220L219 152H218V154L217 155H225V156H223L224 158H226V159H228V160H231V163L233 162V160H235L236 159V163H234V165H230V161H229V165L230 166H232V171L230 172V170H228L229 168H231V167H228L229 165H227L226 163V165H227V167H225L226 168V171H223V173H225V172H227V170H228V172H229V175L227 176V178H226V180H227V183L229 182L230 183V185L232 184V187H233V185H234V187L235 188H237L239 191H240V194H241V192L242 193H246L247 192V190H245L246 188H249V187H246V183H248L249 182V180H251L250 179V177H249V174H250V170H254L256 167H253L254 165H250V164H254V162H256V160L254 161V159L255 158H252L251 160L252 161H250L249 163H247V161H248V159L246 158V157H248L247 155H246V159H247V161H245L244 159H243V157H244V155H243V157H241L239 154H241L242 153V151L244 150V149H247V150H254L253 152H255V153H260V151H262V147L260 148V146L258 145V144H256V140H254L255 139V136H254V139H251V138H245L244 136H242L243 138H241V139H243L242 141H240V137H235V138H233L232 136H228ZM238 135H239V132H238ZM247 135V134H246ZM65 134H64V139L63 140H65ZM138 136V135H137ZM216 136V137H217ZM219 136L217 137L218 139H220L219 138ZM228 136V137H227ZM240 136V135H239ZM103 137V136H102ZM139 137H140V135H139ZM100 138V137H99ZM98 138V139H99ZM39 139H41V138H39ZM38 139V141H40ZM98 139H96V140H98ZM129 139V138H128ZM215 139V138H214ZM48 140V139H47ZM62 140V139H61ZM60 140V141H61ZM37 141V142H38ZM51 141H48L49 143L51 142ZM59 141V142H60ZM101 142H99V140L97 141L99 144H101L103 141L102 140H100ZM137 141V140H136ZM219 141V140H218ZM46 142V141H45ZM130 142H131V140H130ZM259 142V144H260V141H258ZM47 143V142H46ZM64 143H65V141H64ZM67 143L69 144V140L67 141ZM97 143V144H98ZM103 143H105V142H103ZM219 143V142H218ZM33 144V145H32ZM42 144V143H41ZM53 144V145H52ZM59 144H61V143H59ZM67 144V145H68ZM137 144H139V143H137ZM226 144V146H224ZM70 145H69V148H70ZM135 145H136V143H135ZM97 146H100V145H97ZM122 146H123V149H122ZM129 146H130V144H129ZM56 147V148H55ZM95 147V148H94ZM219 147H220V145H219ZM28 148H32V149H30V152L28 153V152H25V150L26 149H28ZM221 149H222V147H220ZM72 149V148H71ZM126 149H128V148H126ZM216 149H218L217 147H216ZM221 149H220V152H221ZM39 150H41V151H39ZM219 150V149H218ZM27 151H29V149L27 150ZM74 151V150H73ZM121 151L123 152V153H121ZM130 151V150H129ZM128 151V152H129ZM249 151V152H250ZM248 152V151H247ZM130 153H131V151H130ZM97 155L98 154V156H94V155ZM102 154V155H101ZM105 154V155H104ZM227 154H229V156L227 155ZM254 153H252V155H253ZM22 155H24L25 157H26V155H27V157L26 158H22ZM211 155H212V153H211ZM215 155V154H214ZM183 156V155H182ZM263 156V155H262ZM133 157V156H132ZM185 157V156H184ZM212 157H214V156H212ZM222 157V158H223ZM254 157H256L255 155H254ZM22 158V159H21ZM186 158V157H185ZM215 158V157H214ZM217 158V157H216ZM219 158V157H218ZM240 158H242L243 159V161H241V159ZM258 158V157H257ZM14 159V160H13ZM25 159V160H24ZM134 159V160H133ZM211 159V158H210ZM210 159H209V161H210ZM220 160H222L221 158H219ZM74 160L78 163L79 161L78 160H81L78 164H81V166L80 165H78V168H80V169H78V170H81L80 171V174H79V176L77 175V173H75L77 176V178L75 177V175L73 174V171H75L74 170V167L76 168V166H74V167H72L71 168V163L72 162H74ZM213 160V159H212ZM216 160V159H215ZM220 160H217V162H216V166H214V164H212V166H214V168L216 167H218V162H220ZM258 160V159H257ZM17 161V160H16ZM132 161H134V162H132ZM139 161V160H138ZM143 161V160H142ZM214 161V160H213ZM224 161V160H223ZM226 161V160H225ZM10 162V163H9ZM21 162H20V164H21ZM144 163H145V161H143ZM75 163V162H74ZM74 163H72V164H74ZM222 163H224V162H221L220 163V165L222 164ZM247 163V164H246ZM19 164V163H18ZM138 164H139V162H138ZM151 164V163H150ZM154 164V163H153ZM211 164V163H210ZM256 164H258V162H256ZM13 165V164H12ZM262 165V164H261ZM132 165H130V167H131ZM132 166V167H133ZM136 166H138L137 165V162H136ZM136 166H135V168H136ZM140 166V165H139ZM149 166V165H148ZM155 164H154V168H155ZM158 166V165H157ZM256 166V165H255ZM258 166H260V165H258ZM16 167V166H15ZM14 167V168H15ZM151 167V166H150ZM211 167V166H210ZM220 167V166H219ZM218 167V168H219ZM222 167V166H221ZM222 168V169H225V168ZM251 167H253L254 169H252ZM261 167V166H260ZM263 167V166H262ZM261 167V168H262ZM13 168V167H12ZM215 168V169H216ZM228 168V169H227ZM260 168V169H261ZM144 169V168H143ZM157 169V168H156ZM214 169V170H215ZM248 170V169H250L249 170V173L247 172V171H245V170ZM133 170H134V168H133ZM256 171H257V169H255ZM254 170V171H255ZM157 171V170H156ZM184 171H186L185 173L187 174V170H184ZM217 171H220L219 169L218 170H216V172ZM222 171V170H221ZM220 171V172H221ZM262 173L264 172V168L263 169H261L260 170ZM228 172L226 173V174H228ZM247 172V173H246ZM260 172V173H261ZM2 173V174H1ZM189 173V172H188ZM222 173V174H223ZM259 173V174H260ZM134 174V173H133ZM220 174V173H219ZM264 174V173H263ZM47 175L49 176V178L47 179L46 177H47ZM194 175V174H193ZM200 175V174H199ZM252 175V174H251ZM254 175V174H253ZM74 176V177H73ZM132 176V175H131ZM221 176H223V175H221ZM226 176V175H225ZM256 176V175H255ZM262 176V175H261ZM261 176H259V177H261ZM56 177H57V175H56ZM195 177H196V175H195ZM29 178V177H28ZM192 178V177H191ZM197 178V177H196ZM195 178V179H196ZM203 178V177H202ZM202 178H201V180H202ZM224 178V179H225ZM251 178H253V177H251ZM256 178V180H257V177H255ZM263 178V177H262ZM41 179H43V180H41ZM57 179V178H56ZM183 179H185V177H183ZM188 179V178H187ZM200 178H198V179H196V182H197V180H199ZM46 180V181H45ZM70 180V181H71ZM190 180V179H189ZM193 180L194 179H192V181H190V182H193ZM205 180V179H204ZM253 180V179H252ZM259 180V179H258ZM29 181H31V179H29ZM49 181V180H48ZM69 181V180H68ZM248 181V182H247ZM262 181V180H261ZM34 181H32V183H33ZM46 182V183H45ZM65 180H64V185H62V186H65ZM73 182V181H72ZM71 182V183H72ZM195 182V181H194ZM199 182H201V181H198V183ZM262 182H264V181H262ZM30 183V182H29ZM31 183V184H32ZM35 183V182H34ZM71 183H70V185H71ZM133 183V182H132ZM197 183V184H198ZM202 183L203 182H201V185L200 186H202ZM249 183H252V181L251 182H249ZM27 184V183H26ZM60 184V183H59ZM62 184V183H61ZM188 184H190L189 183V181H188ZM193 184V186H195L196 185V187H197V184H195V183H192ZM195 184V185H194ZM200 184V183H199ZM204 184V183H203ZM206 184H208V183H206ZM219 184V183H218ZM69 185V184H68ZM68 185H66V186H68ZM186 185V184H185ZM184 185V186H185ZM260 185V184H259ZM12 186V185H11ZM10 186V187H11ZM19 186V185H18ZM27 186V185H26ZM33 186H34V184H33ZM64 187V188H67V187ZM191 186V185H190ZM190 186H189V188H190ZM192 186V187H193ZM206 185H204V189L203 188H199V189H202V190H206L205 187ZM209 185H207V187H208ZM210 186H211V184H210ZM254 186V185H253ZM13 187V186H12ZM12 187H11V189H12ZM44 187V186H43ZM42 186H40V189H42L43 188ZM46 188H50V187H48V185L47 186H45ZM68 187H70V186H68ZM131 187V186H130ZM183 187V186H182ZM181 187V188H182ZM191 187V188H192ZM199 187V186H198ZM197 187V188H198ZM230 187V186H229ZM246 187V188H245ZM263 187V186H262ZM261 187V188H262ZM23 188V187H22ZM26 188V187H25ZM29 188V187H28ZM30 188H33V187H30ZM37 189H38V187H36ZM35 188V189H36ZM60 189L62 188V187H59ZM58 188V189H59ZM64 188H62V190L64 189ZM71 188V187H70ZM188 188V189H189ZM5 189H6V191H5ZM14 189V188H13ZM16 189V188H15ZM51 189V190H50ZM50 189H47V190H49L50 192V194H51V191L53 190V188H50ZM85 189V190H84ZM210 189H211V187H210ZM210 189L208 190V192L210 191ZM224 189H225V187H224ZM249 189H251V188H249ZM249 189H248V191H249ZM256 189H257V187H256ZM43 190V189H42ZM41 190V191H42ZM69 189H67V191H68ZM89 190V189H88ZM206 190V191H207ZM213 190H214V188H213ZM213 190H212V192H213ZM216 190V189H215ZM214 190V191H215ZM254 190V189H253ZM252 190V191H253ZM259 190H261V189H259ZM263 190V189H262ZM14 191H16V190H14ZM26 191V190H25ZM44 191H45V188H44ZM54 191V190H53ZM53 191H52V193H53ZM129 191V190H128ZM128 191H126V192H128ZM206 191H204V192H206ZM256 191V190H255ZM264 191V190H263ZM263 191H261V195H262V193H264ZM12 192V191H11ZM29 192V191H28ZM54 192H57V191H54ZM70 191H68V193H69ZM181 191H179L178 192V195L179 194H182V192H183V190H182V192L180 193ZM194 192V191H193ZM235 192H237V191H235ZM12 193H14V192H12ZM30 193V192H29ZM46 194H47V191L45 192ZM125 193V192H124ZM194 193H196V191L194 192ZM198 193H199V190L197 191V194H196V199H197V195H198ZM200 193H201V190H200ZM203 193V192H202ZM201 193V194H202ZM210 193H211V191H210ZM214 193H216V192H214ZM219 193V192H218ZM238 193V192H237ZM250 193V192H249ZM16 194V193H15ZM14 194V195H15ZM17 194H18V191H17ZM40 194V193H39ZM46 194H45V196H46ZM54 194H56V193H54ZM183 194H185V193H183ZM220 194V193H219ZM219 194H217L218 196H220ZM239 194V193H238ZM252 194H255V193H253L252 192ZM258 193H256V195H257ZM260 194V193H259ZM20 195V194H19ZM24 195V194H23ZM42 195V194H41ZM70 195V196H71ZM190 195H191V192H190ZM189 195V197L190 198H192L191 196ZM194 195V194H193ZM200 195V194H199ZM207 195V194H206ZM209 193H208V198H210L209 197ZM211 195H212V193H211ZM243 195H245V194H241V196H242V198H243ZM246 195H248V193H246ZM18 196V195H17ZM56 196V195H55ZM81 196V195H80ZM80 196H77V197H80ZM83 196L82 197H80L79 199H81L82 200V198H83ZM182 196V195H181ZM201 196H203V194L201 195ZM213 196V198L211 197V199H213V204L212 205H214V203H215V201H214V199H215V197H214V195H212ZM215 196H216V194H215ZM218 196H216V197H218ZM236 196V195H235ZM237 196H239V195H237ZM249 196V195H248ZM41 197V196H40ZM43 197V196H42ZM52 197H54V196H51V198H48L47 200H46V202L50 199H52ZM56 197H59L58 195L56 196ZM55 197V198H56ZM76 197V198H77ZM90 197V196H89ZM179 197H180V195H179ZM183 197H185L186 198V195L185 196H183ZM183 197L181 198L182 200H184L183 199ZM199 197V196H198ZM204 197H206V196H204ZM246 197V196H245ZM249 197H253V198H255L253 195L252 196H249ZM259 197V196H258ZM10 198V199H9ZM38 198H39V195H38ZM61 198V197H60ZM207 198V197H206ZM222 198V197H221ZM252 198V199H253ZM257 198V197H256ZM12 199H14V198H12ZM58 200H57V202L59 201V198H57ZM193 199V198H192ZM217 199V198H216ZM220 198H218L217 200H216V203L218 202H220L221 203V201L219 200ZM226 199V198H225ZM224 199V200H225ZM244 199V198H243ZM247 199V198H246ZM252 199H250V200H252ZM22 200V199H21ZM44 200V199H43ZM43 200H39V201H43ZM49 200V201H50ZM56 200V199H55ZM62 200V199H61ZM86 201H87V199H85ZM186 200V199H185ZM184 200V201H185ZM190 200V199H189ZM206 199H204V201H205ZM223 200V201H224ZM230 200V199H229ZM238 200H241V198L240 199H238ZM250 200H248V201H250ZM39 201H38V203H39ZM47 202V203H50V202ZM52 201V203H54L53 201H54V199L53 200H51ZM111 201H113V200H111ZM181 200H179V202H180ZM194 201H196L195 200V197H194ZM207 201V200H206ZM212 202V200H209V202ZM226 201V200H225ZM247 201V200H246ZM248 201H247V203L246 204H248ZM44 202V201H43ZM88 202V201H87ZM187 202V200L184 202V203H186ZM239 202V201H238ZM240 202H242V201H240ZM41 203V202H40ZM56 203V202H55ZM54 203V204H55ZM208 203V202H207ZM252 203H254V202H252ZM264 203V202H263ZM1 204V203H0ZM15 204H17V203H15ZM58 204V203H57ZM63 204H64V202H63ZM179 204V203H178ZM177 203H176V205H178ZM186 204H188V207H190V205H191V200H190V203L189 202H187ZM190 204V205H189ZM194 204V203H193ZM192 204V205H193ZM223 204V206H224V203H222ZM237 204V203H236ZM258 204H260V203H258ZM44 205V204H43ZM48 206H50V205H52V204H47ZM83 205L85 206L86 204H84L83 203ZM88 205V204H87ZM86 205V206H87ZM183 205H185V204H183ZM182 205V206H183ZM208 205V204H207ZM210 205V204H209ZM216 205V204H215ZM217 205H219V204H217ZM216 205V206H217ZM226 205V204H225ZM229 205H230V203H229ZM238 205V204H237ZM244 205V204H243ZM255 205V204H254ZM261 205V204H260ZM260 205H258V206H260ZM16 206V205H15ZM86 206H85V208H86ZM205 206V205H204ZM220 206V205H219ZM233 206V204H231V206L230 207H228L229 209H228V212L226 211L225 212V210H227V209H225V210H223L225 213H226V215H224L222 212V215H224L225 217H227L230 221H232L234 224H235V226L234 227H236V228H239L238 229V236H239V239H238V241H237V244H236V246H235V248L236 249H238L237 251H236V254L237 255H239L238 256V258L234 255V253L235 252H233V254L232 253H230V250L228 251L227 249H225V247H224V245H223V249L224 250H227L230 254L229 255H231V257H233L234 258V262H231L230 260V262L232 263V264H264V234H263V232L261 231V230H255V228H254V224L256 223V222H253L252 220H250L249 218H247V215L246 214H244V212H242V211H240V209H238V208H234V207H232ZM248 206V205H247ZM251 206V205H250ZM252 206H253V204H252ZM257 206V205H256ZM45 207V206H44ZM47 207V206H46ZM45 207V208H46ZM55 208H59L60 210H62L63 209V207H61L60 208V205L58 204V206H54ZM65 207V206H64ZM67 207H69V205L67 206ZM174 207H175V204H174ZM181 206L179 205V208H180ZM186 207V206H185ZM191 207H193V206H191ZM205 207H207V210H208V207H210V206H205ZM212 207H214V206H212ZM224 207H227V206H224ZM66 208V207H65ZM88 209L90 208V207H87ZM172 208V207H171ZM176 208V207H175ZM193 208H195V207H193ZM192 208V210L194 211V212H196L194 209ZM240 208H242V207H240ZM9 209V208H8ZM11 209V210H12ZM30 209V208H29ZM35 209H36V207H35ZM97 209V208H96ZM95 209V210H96ZM164 210H166L165 208H163ZM189 210V208H186V210ZM203 209H204V207H203ZM210 209V208H209ZM243 210H244V208H242ZM247 209V208H246ZM250 208H248V210H249ZM252 209H253V211L254 212H256L257 211V213H259L260 212V210H259V212H258V210H254V208L252 207ZM255 209H256V207H255ZM264 209V207L262 208V210ZM1 210V209H0ZM18 210V211H17ZM17 210H14L13 209V211H15L16 213L18 212V213H21V214H16V213H14L13 215H16V217L18 218V215H19V219H20V221L23 219V218H26V217H23L22 218V216L25 214V213H23V215H22V212L20 211V209L19 208H17ZM34 210V209H33ZM40 210H42V209H40ZM39 210V211H40ZM50 210V209H49ZM51 210H53V211H55L52 207H51ZM57 211V213H58V209H56ZM102 210V211H101ZM167 210H170V208L168 209L167 208ZM172 211H169L170 213L171 212H174V214H175V212L177 211H173V209H171ZM175 210V209H174ZM181 210V209H180ZM184 210V209H183ZM182 210V211H183ZM191 210V209H190ZM192 210H191V212H192ZM197 210V209H196ZM261 210V211H262ZM10 211V210H9ZM48 211V210H47ZM85 212H86V214L90 211V209L88 210V212H87V210H84ZM83 211V213L85 214V212ZM145 211V210H144ZM147 211V210H146ZM150 211H152V209H150ZM182 211H180V212H182ZM209 211V210H208ZM245 211V210H244ZM251 211V210H250ZM4 212H8L7 210L6 211H4ZM24 212V211H23ZM28 212V211H27ZM42 212H44L43 210H42ZM61 212H63L64 214H66L65 212H64V210L63 211H60L59 213H61ZM79 212H82V211H79ZM152 212H154V211H152ZM152 212H150V213H152ZM155 212H157L156 210H155ZM155 212H154V215H158V213H156L155 214ZM158 212H159V210H158ZM162 212L164 213V211L162 210ZM162 212L160 211V213H159V215L160 214H162ZM247 212V211H246ZM263 212H264V210H263ZM13 213V212H12ZM30 213V212H29ZM41 213V212H40ZM58 213V214H59ZM73 213V212H72ZM78 212H76V214H77ZM169 213V214H170ZM177 214H179L180 215V213L177 211L176 212ZM189 213V212H188ZM193 213V212H192ZM213 213V212H212ZM221 213H219V214H221ZM228 213V214H227ZM251 213V212H250ZM256 213V214H257ZM261 213V212H260ZM51 214H55V212L54 213H51ZM71 214V213H70ZM75 214V215H76ZM164 214H167V213H164ZM164 214H162L161 216H163ZM174 214H172V215H174ZM183 214H184V212H182V216H183ZM195 214V213H194ZM201 214V213H200ZM203 214V213H202ZM214 214V213H213ZM218 214V213H217ZM218 214V215H219ZM264 214V213H263ZM262 213L260 214V215H263ZM2 215V214H1ZM10 215H12L11 214V212H10ZM10 215H9V218L8 219H6L7 220V222H8V220L10 219ZM12 215V216H13ZM29 215V214H28ZM33 215V214H32ZM46 215V214H45ZM53 215H48V216H51V218L53 217ZM78 215H79V213H78ZM81 215V214H80ZM88 215H89V213H88ZM151 215H153V214H151ZM153 215V216H154ZM171 214H170V216H172ZM187 215H190V214H187ZM258 215V214H257ZM30 216V215H29ZM44 216V215H43ZM62 216H63V214H62ZM69 216V215H68ZM68 216H66V215H64L63 217H66V220L68 219V218H70V222L69 221H67V222H69V223H71V224H73V223H75V219L74 218H76V219H78V218H81L82 219V217L80 216H78V218L75 216L72 220L74 221H72L71 222V217H68ZM70 216H72V214L70 215ZM73 216H74V213H73ZM133 216V217H132ZM169 216V217H170ZM182 216H179V217H182ZM195 216V215H194ZM203 216V215H202ZM220 216V215H219ZM224 216H223V219H225L224 218ZM249 216H252L251 214L249 215ZM248 216V217H249ZM1 217V216H0ZM55 217V216H54ZM155 217V216H154ZM163 217H165V216H163ZM176 217V216H175ZM184 217V216H183ZM196 217V216H195ZM259 217V216H258ZM11 218H13V217H11ZM22 218V219H21ZM33 218L34 217H32V220L31 221H34L33 220ZM39 218H40V216H39ZM43 218V217H42ZM41 218V219H42ZM48 218V217H47ZM174 218V217H173ZM177 218V217H176ZM187 218V217H186ZM198 218V217H197ZM203 218V217H202ZM201 218V219H202ZM226 218V221L228 220ZM252 218V217H251ZM264 218V217H263ZM2 219H4L3 217H2ZM1 219V220H2ZM31 219V218H30ZM29 219V220H30ZM36 219V218H35ZM41 219H39V220H41ZM46 219V218H45ZM57 219H59L58 217H57ZM137 219V218H136ZM154 219V218H153ZM179 219V218H178ZM196 219V218H195ZM199 219V218H198ZM5 220V221H6ZM44 219H42V221H43ZM53 220H56V219H52V220H50V218L49 219H46V221H44L45 223H41L40 225H38V226H36V227H39V232L37 231V234L35 235V240H31L30 238H28L29 240H26V242L23 240V237L22 236H20V237H22V240H20V239H18L20 242V245L19 246H17V248H15V249H13V252H9V250H8V253H6V255L5 256H3L4 257V260H6L4 263L2 262V260H0L3 264H17V263H15L16 261V259L18 258V260H19V257H17V255H15L17 258L14 260V254H16V252L17 251H22V255L23 256H25L24 258H27L29 255H30V252H33L34 250V248H33V244H38V245H43V249H42V252H43V255H45L47 258H49L50 260H53L56 264H70L71 262L69 261V259L67 258V259H65L64 257H62V255L61 254H63V253H61V252H58L57 251V243L58 242H60V240L58 241V240H56V237L55 238H53V234H52V231H53V233L54 234H56V236L58 235V233L59 232H57L56 230H55V226L57 225L56 224V222H54ZM152 220V219H151ZM175 220V219H174ZM179 220H181V218L179 219ZM184 220H185V217H184ZM187 220V219H186ZM197 220V219H196ZM264 220V219H263ZM262 220V221H263ZM15 221H16V219H15ZM59 221H60V219H59ZM80 221V220H79ZM173 221V220H172ZM226 221H224V222H226ZM1 222H3V221H1ZM0 222V223H1ZM27 222H29V221H27L26 220V223ZM37 222H38V220H37ZM182 222H183V220H182ZM261 222V221H260ZM22 223V222H21ZM25 223V224H26ZM33 223V222H32ZM86 223H88V222H86ZM145 223V222H144ZM160 223H158V224H160ZM174 223V222H173ZM184 223V222H183ZM187 223V222H186ZM185 223V224H186ZM227 223V222H226ZM228 223H230V222H228ZM233 223L230 225V227L231 226H233ZM258 223V222H257ZM7 224V223H6ZM24 224V223H23ZM24 224V225H25ZM31 224V223H30ZM38 224H39V222H38ZM66 224V223H65ZM68 224V223H67ZM76 224V223H75ZM170 224H172V223H170ZM169 224V225H170ZM261 224V223H260ZM1 225V224H0ZM32 225V224H31ZM48 225V227H49V229H48V227H46ZM59 225V224H58ZM76 225H78V227H79V233H80V230H84V228L83 227H85L86 225L85 224H82L81 223V225H84V226H82L81 228L82 229H80V223L78 224V222H77V224ZM175 225V224H174ZM180 226H181V224H179ZM179 225H176L175 226V229H176V227L177 226H179ZM256 225V224H255ZM258 225V224H257ZM4 226V225H3ZM3 226H1V227H3ZM13 226V225H12ZM26 226L27 227H29V225H27L26 224ZM50 226L52 227V228H50ZM66 226H69V225H66ZM73 226V225H72ZM75 226V225H74ZM88 226V225H87ZM158 226V228H159V225H157ZM173 226V224L171 225V227ZM179 226V227H180ZM182 226H184V225H182ZM261 226V225H260ZM77 227V226H76ZM174 227V226H173ZM185 227V226H184ZM184 227H182L181 228V230L184 228ZM229 227V226H228ZM10 228V227H9ZM8 228V229H9ZM25 228V227H24ZM35 228V227H34ZM74 228V227H73ZM154 228H157L156 226L154 227ZM157 228V229H158ZM3 229V228H2ZM12 229V228H11ZM23 229V228H22ZM27 229V228H26ZM51 229V230H50ZM170 229V228H169ZM175 229H173V231L175 230ZM37 230H38V228H37ZM72 230V229H71ZM70 230V231H71ZM75 230H76V228H75ZM94 229H92V231H90V233L88 232V234L90 235L91 234V232H94L93 231ZM237 230V229H236ZM235 230V231H236ZM8 231V230H7ZM13 231V230H12ZM51 231V232H50ZM86 231V230H85ZM85 231H83V232H85ZM148 231V230H147ZM158 231V230H157ZM172 230H171V232H173ZM175 231H179V228H178V230H175ZM174 231V233H176ZM23 232V231H22ZM76 232V231H75ZM166 233V236H165V233ZM182 232V231H181ZM223 232V231H222ZM221 232V233H222ZM8 233H11V232H8ZM13 233V232H12ZM19 233H21V232H19ZM77 233V232H76ZM75 233V234H76ZM81 233H82V231H81ZM80 233V234H81ZM95 233V232H94ZM93 233V234H94ZM95 233V234H96ZM178 233V232H177ZM185 233H186V231H185ZM187 233H188V231H187ZM186 233V234H187ZM195 233V232H194ZM194 233H192V237H194ZM233 233V232H232ZM69 234V233H68ZM67 234V235H68ZM78 234V233H77ZM80 234H78L79 236H80ZM154 234V235H153ZM181 234V233H180ZM189 235L191 234V233H188ZM196 234V233H195ZM231 234V233H230ZM11 235V234H10ZM20 235V234H19ZM77 235V236H78ZM82 235V234H81ZM172 235H174V234H172ZM179 235V234H178ZM185 235V234H184ZM217 235V234H216ZM221 235V234H220ZM61 236V235H60ZM70 236H71V234H70ZM88 235H86V238H88L87 237ZM93 236V237H92ZM166 237V239L167 238H169V240L166 242L167 244H166V246H163L162 247V245H158L159 247L157 248V243L160 241L159 239V241L157 242V243H155V240L157 239V238H162L163 239V237ZM183 236V235H182ZM182 236H180L179 238H182ZM209 236V235H208ZM207 236V237H208ZM229 236V235H228ZM230 236H232V234L230 235ZM59 237V236H58ZM63 237V236H62ZM73 237V236H72ZM81 237H83V236H81ZM164 237V238H165ZM176 237H178L177 235H176ZM187 237H188V235H187ZM186 236H184V238H187ZM190 237L191 236H189V239L188 240H190ZM191 237V238H192ZM206 237V238H207ZM233 237V236H232ZM236 237V236H235ZM10 238H12V236L10 237ZM15 238L16 237H14V240H15ZM26 238V237H25ZM26 238V239H27ZM61 238V237H60ZM68 238V239H67ZM66 238V243H65V240L63 239L62 241H64L63 243H65V244H68L69 242V237H67ZM77 238V237H76ZM85 238V237H84ZM85 238V239H86ZM201 238V237H200ZM204 238V237H203ZM210 238H211V236H210ZM221 239H222V237H220ZM219 238V239H220ZM224 238V237H223ZM237 238V237H236ZM235 238V239H236ZM13 239V238H12ZM11 239V240H12ZM91 239V240H92ZM171 239V240H170ZM186 239V240H187ZM208 239V238H207ZM220 239V240H221ZM227 239V238H226ZM229 239V238H228ZM68 240V241H67ZM78 240V239H77ZM79 240H80V238H79ZM90 240V246H91V244L92 245H94V247L96 246V244L98 243V241H96L95 242V244H93L94 242L93 241H91ZM174 240V239H173ZM178 240V242H179V239H177L176 238V241ZM192 240H193V238H192ZM6 241V240H5ZM16 241H17V239H16ZM165 240H163L162 242H164ZM171 241V243H169ZM194 241V240H193ZM206 241V240H205ZM208 241V240H207ZM206 241V242H207ZM219 241V240H218ZM217 241V242H218ZM234 241V240H233ZM68 242V243H67ZM70 242H73V241H71V239H70ZM92 242V243H91ZM143 242V243H142ZM162 242H161V244H162ZM178 242L177 243H175V244H178ZM184 242V241H183ZM200 242H201V240H200ZM220 242V241H219ZM222 242L224 243L225 241H223V239H222ZM226 242H228V241H226ZM18 243V244H19ZM49 243V244H48ZM80 243V242H79ZM78 243V244H79ZM202 243V242H201ZM231 243V242H230ZM3 244V243H2ZM2 244H0L1 246H2ZM62 244V242L60 243V245ZM72 244V243H71ZM73 244H74V242H73ZM84 244H86V241H85V243ZM104 244H105V246H104ZM218 245H220L219 243H217ZM227 244V243H226ZM37 245V246H38ZM47 245H49V246H47ZM64 245V244H63ZM69 245H70V243H69ZM89 245L87 246V248L90 250L91 248H89ZM164 245V244H163ZM216 245V244H215ZM214 245V246H215ZM1 246H0V249H2L1 248ZM4 246V245H3ZM65 246V245H64ZM67 246V245H66ZM65 246V247H66ZM98 246H99V244H98ZM97 246V247H98ZM179 246V245H178ZM177 246V247H178ZM230 246V245H229ZM5 247V246H4ZM6 247H8V246H6ZM11 247V246H10ZM60 247V246H59ZM65 247H64V249H65ZM67 247H70V246H67ZM67 247H66V251L67 250H69L70 251V249L72 248L73 249V245H72V247L70 248V249H67ZM78 247V246H77ZM97 247H96V250H98L97 249ZM135 247V246H134ZM134 247H133V249H134ZM220 247H222L221 245H220ZM226 247H228V244L226 245ZM230 247H232L231 249H233L234 247L233 246H230ZM11 248H14L13 246L11 247ZM218 248V247H217ZM39 249L41 250V247H39ZM77 249V248H76ZM75 248H74V250H76ZM88 249H85V250H83V252L85 251V252H87V253H85V255L86 254H88L89 255V253H91L90 251L88 252ZM93 249V248H92ZM131 249V250H130ZM215 249V248H214ZM6 250H7V248H6ZM5 249H4V251H6ZM61 250V249H60ZM63 250V249H62ZM79 250V249H78ZM94 250H95V248H94ZM102 250H104V249H102ZM130 250V251H129ZM216 250V249H215ZM222 252H224L222 249H220ZM220 250L219 251H216V253H219L220 252ZM77 251V250H76ZM76 251H75V253H76ZM99 251V250H98ZM98 251H96V253L98 252ZM195 251H198L197 253H198V256H196L194 253H195ZM232 251V250H231ZM63 252V251H62ZM65 252V251H64ZM73 252V250L72 251H70V254ZM78 252V251H77ZM101 252V253H102ZM202 252V254H199V253H201ZM228 252L226 253V254H228ZM3 253V252H2ZM18 253V252H17ZM39 253V252H38ZM74 253V254H75ZM82 253V251H80V253H78V254H81ZM93 253V252H92ZM95 253V252H94ZM100 253V252H99ZM65 254V253H64ZM215 254V253H214ZM19 255V254H18ZM34 255V254H33ZM33 255H30L31 257L33 256ZM76 255V254H75ZM94 257H96L95 256V254H92ZM91 255V256H92ZM131 255H133V254H131ZM135 255H138V254H134V259H135ZM210 255V254H209ZM211 255H212V253H211ZM0 256H2L1 255V253H0ZM19 256H21V255H19ZM77 256V255H76ZM80 256V255H79ZM78 256V257H79ZM99 256H101V254L99 255ZM103 256H101L102 257V259H103ZM34 257V259H35V256H33ZM32 257V258H33ZM67 257H69V256H67ZM89 257H90V255H89ZM210 257V256H209ZM23 258V259H24ZM29 258V257H28ZM73 258V257H72ZM97 258V257H96ZM100 258V257H99ZM212 258V257H211ZM218 258V257H217ZM227 258H229V256L227 257ZM3 259V258H2ZM34 259H32V260H34ZM42 259H44V258H42ZM79 259L81 260L82 258H81V256L79 257ZM84 259V258H83ZM86 259V258H85ZM136 259H138V257L136 256ZM138 259V260H139ZM206 259V260H205ZM219 259H221L220 258V256H219ZM129 260V259H128ZM138 260H136V264H140V263H137V261ZM211 260V262H213V260L212 259H210ZM209 260V261H210ZM221 260H223V259H221ZM35 261V260H34ZM33 261V262H34ZM44 261L45 262H47V260H45L44 259ZM43 261V262H44ZM83 261V260H82ZM81 261V262H82ZM85 261V260H84ZM83 261V262H84ZM95 261V260H94ZM97 261V260H96ZM101 261V260H100ZM129 261H131V259L129 260ZM142 261V262H141ZM144 261V262H145ZM216 261V260H215ZM224 261V260H223ZM23 262V261H22ZM37 262H38V260H37ZM36 262V263H37ZM41 262H42V260H41ZM42 262V263H43ZM44 262V263H45ZM49 262V261H48ZM53 262V263H54ZM76 262V261H75ZM103 262V261H102ZM154 262V263H153ZM1 263V264H2ZM35 263V264H36ZM41 263V264H42ZM86 262H84V264H85ZM90 262H88V263H86V264H89ZM104 263V262H103ZM106 263H107V261H106ZM109 263V262H108ZM107 263V264H108ZM216 263V262H215ZM218 263V262H217ZM221 263V262H220ZM20 264V263H19ZM22 264H32V262L31 261H27V262H24V263H22ZM34 264V263H33ZM39 264V263H38ZM94 264V263H93ZM102 264V263H101ZM105 264V263H104ZM150 264V263H149ZM212 264H214V262L212 263Z\"/></svg>",
	"mask_w": 264,
	"mask_h": 264
}]
</instances>
